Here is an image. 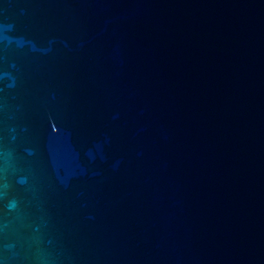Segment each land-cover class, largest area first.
Instances as JSON below:
<instances>
[{"label":"water","instance_id":"obj_1","mask_svg":"<svg viewBox=\"0 0 264 264\" xmlns=\"http://www.w3.org/2000/svg\"><path fill=\"white\" fill-rule=\"evenodd\" d=\"M0 264H264V0H0Z\"/></svg>","mask_w":264,"mask_h":264}]
</instances>
